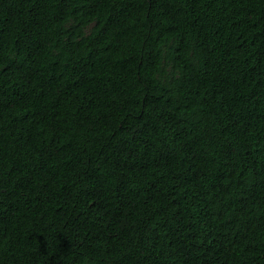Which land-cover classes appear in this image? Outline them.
Instances as JSON below:
<instances>
[{"label":"trees","instance_id":"obj_1","mask_svg":"<svg viewBox=\"0 0 264 264\" xmlns=\"http://www.w3.org/2000/svg\"><path fill=\"white\" fill-rule=\"evenodd\" d=\"M0 264H264V0H0Z\"/></svg>","mask_w":264,"mask_h":264}]
</instances>
